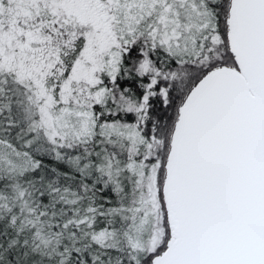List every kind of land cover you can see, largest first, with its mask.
I'll use <instances>...</instances> for the list:
<instances>
[{
  "label": "snow or ice",
  "instance_id": "snow-or-ice-1",
  "mask_svg": "<svg viewBox=\"0 0 264 264\" xmlns=\"http://www.w3.org/2000/svg\"><path fill=\"white\" fill-rule=\"evenodd\" d=\"M0 264H264V0H0Z\"/></svg>",
  "mask_w": 264,
  "mask_h": 264
}]
</instances>
